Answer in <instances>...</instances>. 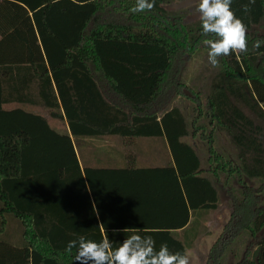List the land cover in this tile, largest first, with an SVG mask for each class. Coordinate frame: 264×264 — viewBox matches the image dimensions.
I'll return each instance as SVG.
<instances>
[{
  "label": "trees",
  "instance_id": "trees-1",
  "mask_svg": "<svg viewBox=\"0 0 264 264\" xmlns=\"http://www.w3.org/2000/svg\"><path fill=\"white\" fill-rule=\"evenodd\" d=\"M174 1L133 12L136 0H0V264H79L68 242L99 241L102 230L114 248L135 229L157 250L166 242L187 253L219 206L215 180L232 209L208 264H221L243 230L256 249L236 264H264V45L253 47L264 38V0L247 14L248 0H232L248 51L218 58L207 122L193 120L192 131L185 112L166 105L182 86L186 54L209 50V37L199 17L189 19L197 4L168 8ZM216 130L235 145L236 161L214 146ZM197 133L208 141V165L188 140ZM104 137L116 142L106 144V165L81 164L83 140ZM152 137L169 145L167 164L138 160L140 141ZM232 176L235 188L226 186Z\"/></svg>",
  "mask_w": 264,
  "mask_h": 264
},
{
  "label": "rangeland",
  "instance_id": "rangeland-1",
  "mask_svg": "<svg viewBox=\"0 0 264 264\" xmlns=\"http://www.w3.org/2000/svg\"><path fill=\"white\" fill-rule=\"evenodd\" d=\"M185 4H197L198 0H175L167 7L173 9L180 5ZM199 12H194L189 16V19L199 17ZM199 48V47H198ZM208 51L205 48H199L192 54H186V60L182 64L179 71V81L182 83L176 91H174L169 97V101L166 105L167 108L172 106H179L186 114L192 131V122L196 120V125L206 124L207 119L205 117V105L207 95L210 92V86L212 80L220 69V61L218 60L217 66L213 67L208 61ZM189 92V94H188ZM199 95V99H193V95ZM13 104L6 107H12ZM43 114L47 116L52 124L58 128L65 127V121L51 117L47 110L42 107H37ZM202 110V113L200 114ZM200 114V115H199ZM207 126H209L207 124ZM188 140L194 142L202 158L203 164L208 165V141L200 138L197 133L195 136L191 134ZM214 146L218 151L223 153L226 157L236 161L237 149L235 145L230 141L228 135L223 130H216ZM223 174V173H222ZM225 175H223V178ZM249 184L258 186L261 183L260 179L246 178ZM216 185L219 188L220 203L217 209L210 211L205 219L202 220V226L198 237L193 247L188 249V255L190 256V264H208L209 250L216 239L222 234L225 224L230 218L232 209L231 199L229 193L222 183L215 180ZM237 176L229 177V181L226 186L235 188L239 186ZM261 200L260 204L264 205V189L260 192ZM17 226H12L11 232L15 239L18 234ZM13 239V240H14ZM252 235L249 230H243L238 236L234 238L226 249L224 256L222 257L221 264H236L243 260L247 256V249L250 248L248 256L252 258L256 249V245L253 242ZM16 241V239H15Z\"/></svg>",
  "mask_w": 264,
  "mask_h": 264
},
{
  "label": "clouds",
  "instance_id": "clouds-1",
  "mask_svg": "<svg viewBox=\"0 0 264 264\" xmlns=\"http://www.w3.org/2000/svg\"><path fill=\"white\" fill-rule=\"evenodd\" d=\"M256 0H248L242 6L245 14L250 12ZM232 0H198L197 11L202 22V33L209 37L204 43L209 47L208 61L215 67L218 58L233 53L248 51V26L242 18L236 16ZM155 0H136L133 12L150 11ZM264 45V38H257L253 47ZM151 235H141L137 230L113 247V242L102 230V238L97 241L79 236L68 242L66 251L71 253L76 248L75 261L79 264H190L187 253L170 251L167 243H162L159 250L155 247Z\"/></svg>",
  "mask_w": 264,
  "mask_h": 264
},
{
  "label": "crops",
  "instance_id": "crops-1",
  "mask_svg": "<svg viewBox=\"0 0 264 264\" xmlns=\"http://www.w3.org/2000/svg\"><path fill=\"white\" fill-rule=\"evenodd\" d=\"M112 139L110 138L108 139L106 137L102 139H98L97 141L84 139L82 142L83 145L81 146V152H82L81 155L83 154L82 156H84L85 159L83 161L81 160V164L90 165V166L106 165L104 161L101 162V158L103 159L105 158L106 144L108 142L111 145H114L116 143ZM97 147L99 148V152L96 150ZM136 150H137L138 160L147 165H152V166L165 165L172 158L169 145L161 137L143 138L140 141L138 149ZM79 152L80 151L78 150V155L80 157Z\"/></svg>",
  "mask_w": 264,
  "mask_h": 264
},
{
  "label": "water",
  "instance_id": "water-1",
  "mask_svg": "<svg viewBox=\"0 0 264 264\" xmlns=\"http://www.w3.org/2000/svg\"><path fill=\"white\" fill-rule=\"evenodd\" d=\"M188 94H189V92H188Z\"/></svg>",
  "mask_w": 264,
  "mask_h": 264
}]
</instances>
